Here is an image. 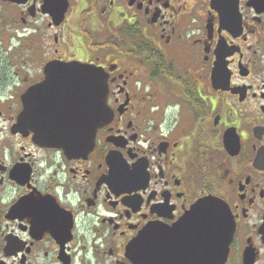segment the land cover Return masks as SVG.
I'll return each instance as SVG.
<instances>
[{
	"label": "flooded vegetation",
	"instance_id": "flooded-vegetation-1",
	"mask_svg": "<svg viewBox=\"0 0 264 264\" xmlns=\"http://www.w3.org/2000/svg\"><path fill=\"white\" fill-rule=\"evenodd\" d=\"M207 198L264 264V0H0V264H207Z\"/></svg>",
	"mask_w": 264,
	"mask_h": 264
},
{
	"label": "water",
	"instance_id": "water-1",
	"mask_svg": "<svg viewBox=\"0 0 264 264\" xmlns=\"http://www.w3.org/2000/svg\"><path fill=\"white\" fill-rule=\"evenodd\" d=\"M99 69L100 68L98 67L82 64L79 62H59L48 66L47 71H63V76L74 75L82 77L89 75V71H100ZM66 86H71V84L66 83V81L63 80V89L65 88L63 92L67 90ZM99 106L102 111V105L100 104ZM98 126H100V120L98 119L90 122H79L78 124L74 120H63V139L46 137L44 138L43 143H48L59 147L62 145H67L73 150H77L80 148L79 145L82 142H87V144L93 143L95 132ZM72 130L76 132L72 134ZM65 132H69V135H65ZM77 133H79L80 137L74 136ZM182 223L183 224L181 226L175 227L174 232L171 230V234L168 236L176 238V233L178 230H181L185 227L188 228V226H190L192 235L195 234L196 237H208L206 238L207 241H209L211 238L209 246L206 245L202 249L196 247L190 251L193 257L198 258L199 254L201 253L203 257L207 256V264H217L218 261L223 262V260H225L229 251V238L231 233L228 231V221L225 209L218 201L212 200L210 198L201 201L199 200L193 206L188 215L183 218ZM166 244H170L169 250L165 249L167 251H182L181 248L180 250H177L178 244H176V240L170 241L169 243L166 242L164 246ZM154 246H158V243L155 242ZM158 251V248H155L153 251H148L149 258L155 257V254H157Z\"/></svg>",
	"mask_w": 264,
	"mask_h": 264
}]
</instances>
